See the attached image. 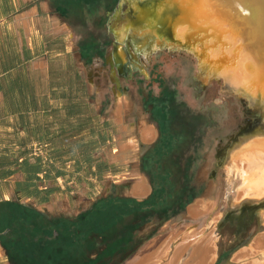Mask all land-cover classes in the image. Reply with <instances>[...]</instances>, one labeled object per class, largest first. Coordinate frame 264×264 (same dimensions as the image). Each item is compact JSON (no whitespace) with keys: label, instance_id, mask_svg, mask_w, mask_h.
I'll use <instances>...</instances> for the list:
<instances>
[{"label":"crops","instance_id":"crops-1","mask_svg":"<svg viewBox=\"0 0 264 264\" xmlns=\"http://www.w3.org/2000/svg\"><path fill=\"white\" fill-rule=\"evenodd\" d=\"M83 1L0 0V264H18L3 242L10 232L12 209L21 202L18 197H23L20 204L25 206L30 200L47 206L52 192L76 183L67 173L76 176L81 165L92 167L94 159L95 164L102 161L99 151L109 145L108 123L120 124L117 132L123 133L137 121L136 111L129 107L138 95L131 90L139 88L130 84L123 87L127 98L122 94L121 100L116 99L120 102L112 107L108 121L102 83L107 55L102 50L108 41L87 37L86 21L94 20L100 3ZM155 137V125L145 119L136 140L149 146ZM133 138L128 135L114 150L130 151ZM62 159H69L71 169L61 164ZM149 192V179L134 177L131 193L145 197ZM173 232L160 243L131 252L120 264H147L167 245L169 256L151 264H180L185 258H179L181 253L190 245L173 257L171 240L178 230ZM190 258L196 262V255L186 259Z\"/></svg>","mask_w":264,"mask_h":264},{"label":"rangeland","instance_id":"rangeland-1","mask_svg":"<svg viewBox=\"0 0 264 264\" xmlns=\"http://www.w3.org/2000/svg\"><path fill=\"white\" fill-rule=\"evenodd\" d=\"M168 2L177 4V0H99V13L94 20L91 18L92 25L86 21V35L87 37L90 34L95 35L99 40L108 41L107 47L102 50L104 56L107 54L106 62L103 64L102 83L108 121L112 120V107L115 105L116 108L118 105L114 83L109 78L111 58L119 61L128 59L129 70L120 76V79L122 87L130 84L139 88L138 92L135 89L131 90L134 96L135 93L138 95L133 97L132 106L129 107L131 112L136 111L137 121L130 131L126 130L123 133H118L120 124L108 123L109 145L107 149L99 151L102 154L99 156L102 161L95 164L94 159L92 167L81 165L76 176L67 173L66 176H72L76 181L71 189L62 188L52 192L50 195L54 197H51L52 200L47 206L35 205L33 200L27 202L29 206L47 216H76L80 210L89 207L101 195L112 193L134 196L131 188L134 177L139 175L149 179L151 191L150 176L141 162V156L148 148V144L143 145L142 142L139 144L136 138L145 119L155 125V140L159 137L164 129L160 130V126L163 125L160 123L161 117L158 119L156 116L154 106L160 104L161 98L163 101H172L180 113L193 122V126L188 127L189 139L179 147V157L184 168L182 178L194 186L196 194L194 197L184 195L179 204L140 220V228L134 231L127 242L128 251L132 250L131 254L144 250L151 243H160L165 236L175 230L178 232L172 240H178L180 237L179 240H182L184 231L207 232L210 221L221 216V213V217L224 216V210L229 205V197L236 196L235 183H227L225 180V170L217 161L216 151L220 143L225 144L229 136L237 132L247 117V106L238 95L223 92L221 80L212 79L206 85L200 82L197 76L199 59L189 47L180 45L170 38L165 40L158 37L156 49L151 52L145 49L150 42L148 38L154 34V30L150 32L151 34L148 33L149 23H159L155 25L156 29H163L166 33L172 31L173 26L167 19L170 13ZM158 8L164 9L163 12H159ZM144 68H148L149 71L143 72ZM123 96L124 99L127 98L126 91H123ZM128 135L135 137L133 140L136 142L128 143L132 144L133 149L119 154L114 149ZM68 160L62 159L61 164L66 169H71L68 166L71 162ZM84 161L82 160V164H85ZM18 200L20 203L24 201L23 197H18ZM200 200L212 201V206L193 215L189 210ZM247 219V224L245 223L240 235L235 219H222L218 256L213 264H237L240 259H237L234 253L240 254L249 241L263 231L255 219ZM193 246L191 244L189 250L181 253L179 258L183 256L185 258L180 264H192L191 258H186L189 255H196L198 248ZM146 251L147 249L144 252ZM118 255L116 253L114 259H117ZM234 257L237 260H234Z\"/></svg>","mask_w":264,"mask_h":264},{"label":"bare ground","instance_id":"bare-ground-1","mask_svg":"<svg viewBox=\"0 0 264 264\" xmlns=\"http://www.w3.org/2000/svg\"><path fill=\"white\" fill-rule=\"evenodd\" d=\"M168 6L167 19L172 31L166 33L156 29L159 23H149L147 32L151 34L154 30V34L148 38L150 42L145 49L149 52L156 49L158 37L189 47L199 59L200 82L206 85L212 79L221 80L223 92L238 95L247 106V117L237 132L225 144L220 143L216 151L217 161L225 170V180L235 183L236 196L229 197L224 216L221 213L210 221L207 232H184L182 240L181 237L171 240L175 244L172 256L193 244L198 249L196 262L192 264H213L218 256L222 219H235L240 235L248 218L255 219L263 231L240 254L234 255L240 259L239 264H264V0H177V4L168 2ZM110 62L109 78L117 99L121 100L120 76L129 70V62L127 58L121 61L111 58ZM211 206L212 201L200 200L195 202V210L191 207L189 212L199 214ZM168 247L152 254L147 264L166 257L171 252Z\"/></svg>","mask_w":264,"mask_h":264},{"label":"trees","instance_id":"trees-1","mask_svg":"<svg viewBox=\"0 0 264 264\" xmlns=\"http://www.w3.org/2000/svg\"><path fill=\"white\" fill-rule=\"evenodd\" d=\"M154 107L164 130L141 156L152 185L149 194L101 195L76 216H47L16 202L3 242L18 264H120L132 251L127 242L140 228V220L179 204L184 195L194 197V186L182 178L179 157L193 122L172 101L161 98Z\"/></svg>","mask_w":264,"mask_h":264}]
</instances>
